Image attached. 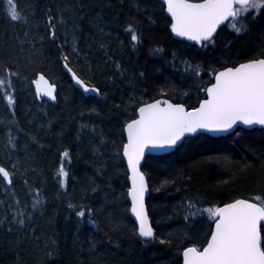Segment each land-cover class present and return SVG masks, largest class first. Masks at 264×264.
I'll return each instance as SVG.
<instances>
[{"label":"trees","instance_id":"1","mask_svg":"<svg viewBox=\"0 0 264 264\" xmlns=\"http://www.w3.org/2000/svg\"><path fill=\"white\" fill-rule=\"evenodd\" d=\"M12 2L19 21L0 0V166L11 181L0 176V264H182L186 248L207 244L211 211L261 205L264 130L198 135L146 158L155 237L144 241L122 151L140 106L165 98L195 108L218 70L264 58V8L237 18L240 33L228 23L196 47L173 36L159 0ZM64 63L101 97L75 88ZM40 73L57 85L56 104L36 98Z\"/></svg>","mask_w":264,"mask_h":264},{"label":"snow or ice","instance_id":"2","mask_svg":"<svg viewBox=\"0 0 264 264\" xmlns=\"http://www.w3.org/2000/svg\"><path fill=\"white\" fill-rule=\"evenodd\" d=\"M9 3L12 5L8 10L10 19L21 20L15 4L12 0ZM165 3L173 20L171 29L175 35L197 43L211 42L218 26L225 21H229L230 27L240 33L245 26L237 18L250 10L258 13L264 8V0H203L202 3L165 0ZM128 31L133 42L137 41L134 29L129 27ZM40 82L45 85L43 89H39ZM40 82H37L38 91L55 99L54 88L47 84L43 76ZM76 82L82 84L78 78ZM85 91L88 89L85 88ZM206 91L209 99L194 112H186L183 107L170 103L166 107L154 103L141 107L139 119L127 125L128 143L124 147V155L132 172L131 211L139 222V236L146 240L153 238L154 233L144 208L147 189L138 166L147 146L175 145L186 132H196L197 129L227 131L237 122L249 126L264 125V59L219 72L215 76V84ZM12 102L9 96V104ZM63 155L67 157L68 153ZM59 174L67 176L63 167ZM0 176L11 182L8 171L3 168H0ZM77 215L84 217L85 212L80 211ZM211 215L218 219L210 242L202 251L194 247L185 250L184 264H264L260 232V222L264 221V201L258 206L237 200L211 211Z\"/></svg>","mask_w":264,"mask_h":264},{"label":"water","instance_id":"3","mask_svg":"<svg viewBox=\"0 0 264 264\" xmlns=\"http://www.w3.org/2000/svg\"><path fill=\"white\" fill-rule=\"evenodd\" d=\"M165 7V11L167 13V15L170 17L172 23H173V20H172V17L171 15L168 13L167 11V5L165 3V0H159ZM189 2H193V3H202L203 1H189ZM238 7V5H237ZM229 20H231V18H229ZM229 21H225L223 24L219 25L216 32L213 34L212 36V40L218 35V33L220 32V30L228 23ZM172 30V29H171ZM173 33V36L178 39V40H182L190 45H193V46H196V47H201L204 43H208V41H202L201 43H197L196 41H193V40H188L187 38L185 37H179V36H176L175 33L172 31ZM254 61H257V60H254ZM248 62H251V61H247V62H243L241 64H244V63H248ZM239 64V65H241ZM65 65H67V67H65ZM239 65L235 66V67H238ZM235 67H228V68H235ZM63 68H64V71L66 72V74L69 76V78L71 79L72 81V84L75 88H77L80 92L83 93L84 96L86 97H89V96H96V97H101V94H100V91L98 88L94 87V86H90L88 85L84 80H82L77 74L76 72L67 64V63H64L63 64ZM228 68H224L220 71H218L215 76L217 74H219V72L221 71H224ZM69 69H71V71H69ZM41 76L44 77V80L47 81V84L52 86L54 88V92H53V95L55 97V99H52L46 95H43L40 91H38V83L37 82H40V78ZM77 78L82 82V84H78L76 81H77ZM215 84V77H214V81L211 85L208 86V88L212 87L213 85ZM45 87L44 83L43 82H40L39 83V89H43ZM85 88L88 89V91H85ZM207 88V89H208ZM33 89H34V92H35V96L36 98L38 99L39 102L41 101H46L48 102L49 104H56L57 103V98H58V87L56 84L52 83V81L46 77L44 74L40 73L37 75L36 79H34L33 81ZM92 89H96V91H92ZM209 99L208 97V94H207V91H206V98L204 100H202L199 105L196 107V108H192V109H189L188 107H186L185 105L183 104H178V103H174L168 99H165V98H162V99H158V100H155V101H152L150 103H147V104H144L141 107H146L147 105L149 104H154V103H159L161 107H166L167 104H172L174 106H181L184 108V110L186 112H194L196 111L197 109H199L200 105L205 101ZM139 108V109H140ZM139 109H138V112H137V117L134 119H139ZM133 121V120H132ZM132 121H130L129 123H131ZM128 123V124H129ZM127 124V125H128ZM127 125L125 126V129H124V132H125V137H126V143L125 145L128 143V133H127ZM239 129H244V130H254V129H263L264 130V125H244L240 122H237V124H235L231 129L227 130V131H209L207 129H197L196 132H192V133H185L180 140H178L176 142L175 145H172V146H168V145H163V146H156V147H153L152 145H149L147 146L145 149H144V154L140 160V163H139V171L140 173L144 176V181H145V185H146V191L144 193V208H145V212H146V215H147V218H148V223H149V226L152 228L153 230V233H154V237H155V229L153 227V224H152V219L150 217V213H149V210H148V205H147V201H148V198L150 196V187H149V183H148V179L146 177V174L144 173L143 171V167H144V163L146 161V158L148 156H159V155H166V154H170L172 152H174L178 147H180L183 142L186 140V139H189V138H192V137H196L198 135H208V136H211V137H215V138H219V137H225L227 135H230V134H233L235 133L237 130ZM124 145V147H125ZM122 158L127 166V169H128V181H129V193H128V198H129V203H130V215H131V218L132 220L134 221L135 225H136V228H137V233L139 232V222L136 220L135 216L133 215L132 211H131V208H132V198H131V195H130V192H131V189H132V172H131V169L128 165V159L127 157L124 155V148H123V151H122ZM0 168H3L5 169L6 171H8V169H6L5 167L3 166H0ZM9 173V171H8ZM10 178V176H9ZM8 183L9 181L6 180ZM238 200H241V199H238ZM242 200H245V201H248L250 203H255L253 201H250V200H246V199H242ZM237 201V200H236ZM235 201L231 202V203H234ZM231 203H228V204H225V205H222L218 208H223V207H226L227 205L231 204ZM257 204V203H256ZM258 206H260L259 204H257ZM217 208V209H218ZM218 217H216V221H217ZM216 221L214 222L213 224V228H212V233H211V236L212 234L215 232V224H216ZM264 224V221H261L260 222V232H261V225ZM139 235V234H138ZM211 236L207 242V244L210 242L211 240ZM140 237V236H139ZM153 237V238H154ZM142 240L144 241H150L152 240L153 238H150V239H145V238H142L140 237ZM207 244L202 247L201 249H198L196 248L198 251H202L205 247H207ZM262 247V246H261ZM188 248H192V247H188ZM188 248H186L185 250H187ZM184 250V251H185ZM183 251V252H184ZM182 264H184V256H183V253H182Z\"/></svg>","mask_w":264,"mask_h":264},{"label":"flooded vegetation","instance_id":"4","mask_svg":"<svg viewBox=\"0 0 264 264\" xmlns=\"http://www.w3.org/2000/svg\"><path fill=\"white\" fill-rule=\"evenodd\" d=\"M248 15H249V14H248ZM216 37H217V36H216ZM216 37H215V38H216ZM215 38H214V39H215ZM259 59H264V58H258V59H253V60H249V61H254V60H259ZM245 62H247V61H245ZM241 63H243V62H241ZM241 63H239V64H241ZM239 64H237V65H239ZM237 65H236V66H237ZM232 67H235V66H232ZM226 68H228V67H226ZM223 69H224V68H223ZM220 70H222V69H220ZM220 70H218V71H220ZM218 71H217V72H218ZM217 72H216V73H217ZM213 81H214V80H213ZM212 83H213V82H212ZM210 85H211V84H210Z\"/></svg>","mask_w":264,"mask_h":264},{"label":"bare ground","instance_id":"5","mask_svg":"<svg viewBox=\"0 0 264 264\" xmlns=\"http://www.w3.org/2000/svg\"><path fill=\"white\" fill-rule=\"evenodd\" d=\"M7 182V181H6ZM8 183V182H7Z\"/></svg>","mask_w":264,"mask_h":264}]
</instances>
